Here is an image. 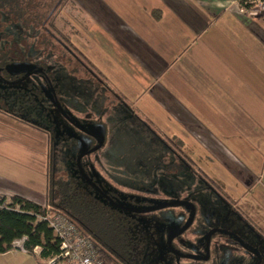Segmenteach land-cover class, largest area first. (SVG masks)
Listing matches in <instances>:
<instances>
[{
    "label": "crops",
    "instance_id": "0c3cea01",
    "mask_svg": "<svg viewBox=\"0 0 264 264\" xmlns=\"http://www.w3.org/2000/svg\"><path fill=\"white\" fill-rule=\"evenodd\" d=\"M85 1L99 9L85 7L94 23L83 39L116 65L118 74L109 77L95 68L123 98L119 104L152 133L182 143L193 168L219 193L217 183L223 185L233 211L264 237V15L242 13L240 0H132L135 6L125 11L109 0ZM78 87L91 94L87 85L72 87L77 94L82 96ZM138 94L144 109L136 108L138 98L131 102ZM197 159L206 160L208 169ZM0 162V194L46 205L35 191L21 195ZM0 264L46 263L15 249L0 255Z\"/></svg>",
    "mask_w": 264,
    "mask_h": 264
},
{
    "label": "rangeland",
    "instance_id": "374dc122",
    "mask_svg": "<svg viewBox=\"0 0 264 264\" xmlns=\"http://www.w3.org/2000/svg\"><path fill=\"white\" fill-rule=\"evenodd\" d=\"M109 1L119 11L123 9L125 11L129 7L135 6L132 0ZM56 4L57 1L55 0H44L40 1V6L37 7V13L43 19L40 22L38 20V24H36L41 36L45 34L43 25L50 18ZM90 4L85 0H67L62 9L56 10V25L89 58L94 67L105 76H108V74L116 75L118 74L116 65L104 53L96 54L84 40L85 30L94 23L93 19L87 18L90 15L86 13L85 7L99 9L96 4ZM4 18L0 14V19L4 20ZM75 31H78V36L73 34ZM82 44L85 46V50L82 49ZM56 59L57 61L55 62ZM49 65L53 69L58 83L63 87L61 88L64 92L63 97L67 99V102L70 101L69 107L71 109L77 107L79 110L75 114L80 118L82 125H85L86 118L91 115L90 118L93 117L98 120L97 122H102L107 126L106 145L86 159V171L90 174L92 180L96 181L106 192L113 190L122 195L138 197L139 201H135V203L139 207L137 210L140 211L145 207L148 210L156 208L157 204H162L163 201L170 199L186 200L185 202L196 204L199 208L200 220L198 219L190 231L178 237L175 241V245L182 252L188 254L199 253L200 251L205 252V249H199L200 244L204 247L206 246L205 239H200L199 234L205 235L209 229L221 228L241 236L246 244L258 250L262 255L263 261L261 264H264V247H256L255 245L258 239L254 233L256 226L248 223L246 219L245 221L248 224L244 223V215L238 213V211L224 210V203L230 204L228 199L223 203L221 198H216L211 192L216 196L220 195L216 193L215 189L208 187L196 172L183 173L181 171L176 173L178 167L175 162L179 158L177 157V152L173 150L178 149V144L171 139L166 141L163 137L152 133L154 132L152 126L146 123L143 124V120H139L138 117L131 113L129 106L125 105L127 108L124 109V106L119 104L121 100L117 96H120V94L104 77L101 80L102 82L96 79L89 72L88 65L82 66L78 59L65 53L60 46L51 54ZM72 71L75 73H72ZM88 80H91L92 84ZM80 85H87V89L91 94H86V90H81L79 87L78 89L82 91V96L77 94V88L74 90L72 87ZM116 87L120 88L119 84ZM0 89L6 91L9 96L15 93V90H11V87H0ZM98 91L102 93L99 96L101 98L98 97V101L95 102V96ZM143 96V94H138L135 98L130 97L131 102L138 98L139 105L136 108H145V100L139 101ZM13 104L11 98L6 101V106L12 114L0 113V159L3 161V176L13 184L18 185V187L16 186L17 188L13 185L11 186L16 188L21 195L24 194L29 198L32 192L35 191L39 200L47 205L49 193V183L47 185V182L50 178L46 155L47 138L42 131L40 135V132H37L35 128L31 130L19 118L28 119L29 114L27 111L22 110V106L14 109ZM120 108H123V110H120ZM134 110L137 111L135 108ZM101 114L108 121L102 120ZM79 129L87 132L83 128ZM68 148L65 145L61 152ZM60 155L62 158L63 154L59 153L58 157ZM197 160L202 168L208 169L209 163L206 160ZM58 162L56 179L62 177V179L69 180L71 178L70 173L66 172L65 166L62 162L60 163V160ZM169 164H171L170 167H168ZM171 171H174V173ZM209 177L218 182L212 174ZM217 184L225 193L224 186L220 183ZM204 186L209 190L205 189ZM1 192L4 191L1 190ZM13 195L10 192L7 197ZM3 196L5 195L1 193L0 197ZM185 213L184 208L181 206H170L156 212L140 214V218L146 221V224L152 220H159L161 221L160 225L165 224V226L169 225L179 228L186 215ZM245 232H248V234H245ZM198 236L199 239L197 238ZM161 240L164 241L160 245L162 246V251L165 252L164 264H204V259L180 258L172 254L170 256L166 251L168 243H166V236H162ZM226 240L234 247L214 245L212 247V260L209 264H256L258 262V259L248 253L246 246L242 248L241 241L232 235H228ZM195 248H198L199 251H195ZM143 264L148 263L145 262Z\"/></svg>",
    "mask_w": 264,
    "mask_h": 264
},
{
    "label": "trees",
    "instance_id": "16d2710c",
    "mask_svg": "<svg viewBox=\"0 0 264 264\" xmlns=\"http://www.w3.org/2000/svg\"><path fill=\"white\" fill-rule=\"evenodd\" d=\"M40 1L44 0H0V14L5 17L4 20L0 19V74L3 71L4 78L13 82V84L0 82V87H4V85L16 87L11 88L19 96L17 100L19 104L14 103V109L22 106V110H26L29 114L28 119L19 118L31 130L35 128L37 132H40V135L41 131L45 134L43 135L48 141L46 155L50 171V178L47 182V185L49 183L47 205H40L20 195L0 197V255L15 250L14 243L25 239L23 250L36 256L39 261H47L58 256L61 252V244L49 225L41 220L42 217L53 212L64 216L75 225L83 236L91 240L107 264H143L145 262L164 264L165 252L162 251L160 245L164 242L161 240L164 235L166 243L168 242L167 234L170 226L160 225L161 221L159 220H152L146 224V221L140 218V214L145 213L133 211L139 208L135 203V201H139L138 197L122 195L113 190L106 192L96 181L92 180L86 171V159L92 154L81 160V167L86 177L97 185L101 192L89 184L79 170L77 160L80 152V140H88L90 150L96 148L98 142L87 132H91L97 127H103L106 138L107 126L102 122H97L98 120L93 117L90 118L91 115H88L85 125H82L80 118L75 114L79 110L77 107L74 109L69 107L70 102H67L63 97L64 92L55 80V76L49 73V58L60 46L65 53L78 59L82 66L88 65L89 72L96 79L101 81L103 75L88 61L70 37L56 25V10L62 9L67 0H55L57 1L55 9L43 25L45 34L40 35L41 32L36 28V24L43 20L37 13ZM244 1H239L240 7L244 6ZM73 34L78 36V31ZM17 67L20 69L15 70ZM11 68L15 71L11 72ZM26 68L30 69L24 71ZM31 69L43 70L47 75V83L42 77L40 84L38 81L34 82L36 79L28 77L31 74ZM72 73L75 72L72 71ZM23 77H27L25 81L14 83ZM88 81L92 84L91 80ZM49 83L55 88L60 106L51 101L54 98L49 90ZM5 92L0 89V113L12 114L6 106ZM117 97L121 103L124 102L123 98ZM79 128H83L87 132ZM172 141L179 145L180 156L178 158L180 160L178 161L174 157L178 167L176 173L181 171L183 173L196 172L208 187L215 189L220 197L226 200L223 197L224 192L219 193L215 183L200 170H195L191 159L182 155V143L177 142L176 139ZM65 145L69 148L61 152ZM59 153L63 154L62 158L61 155L58 157ZM58 160L65 166L66 172L70 173L69 180L62 179V177L56 179ZM171 172L174 173V171ZM182 201L186 200L170 199L163 201L162 204H157V207L167 203L168 205L164 208L170 206L184 208L186 215L180 223L179 229L185 228L191 217V211L180 203ZM194 205L196 206L195 220L187 231H190L198 220L199 208L196 204ZM141 210H148V208L145 207ZM219 232L215 231V234H220ZM258 233L263 237L261 230ZM172 245L174 247L175 241ZM166 251L170 256L174 255V251L168 243ZM170 256L167 260L168 263Z\"/></svg>",
    "mask_w": 264,
    "mask_h": 264
},
{
    "label": "built area",
    "instance_id": "2783aa9c",
    "mask_svg": "<svg viewBox=\"0 0 264 264\" xmlns=\"http://www.w3.org/2000/svg\"><path fill=\"white\" fill-rule=\"evenodd\" d=\"M241 12L254 17L264 15V0H245ZM41 220L49 225L61 244L60 254L45 261L46 264H107L94 243L64 216L52 212ZM24 243L25 239L17 241L14 248L23 250Z\"/></svg>",
    "mask_w": 264,
    "mask_h": 264
},
{
    "label": "flooded vegetation",
    "instance_id": "af4514ba",
    "mask_svg": "<svg viewBox=\"0 0 264 264\" xmlns=\"http://www.w3.org/2000/svg\"><path fill=\"white\" fill-rule=\"evenodd\" d=\"M18 68V67H17ZM15 69V70H19L20 68H18V69ZM30 68H28V70H29ZM13 68H11L10 69V71L11 72H14L15 71ZM2 73H4L3 71H2ZM2 73L0 74V82L1 83H6V84H13V82H10V81H7L5 78H4V76L2 75ZM31 74H29L30 76H28V77H32V78H34V79H36L34 82H37L38 81V83L40 84V78L42 77V79H44L45 80V82L47 83V75H46V73L43 71V70H41V69H39V70H37V69H31V72H30ZM49 73H52L55 77V80L57 81V77H56V75L54 74V71H53V69L51 68V66L49 65ZM2 75V76H1ZM27 78V77H26ZM26 78H21V79H19V80H16V81H14V83H19V82H21V81H25L26 80ZM28 79H30V78H28ZM44 82V81H43ZM58 82V81H57ZM59 84V83H58ZM3 86V85H2ZM59 86H60V84H59ZM4 87H10V86H7V85H4ZM15 86H12L11 88H14ZM49 90H50V92L52 93V96H53V100H51V101H53L57 106H60L59 105V101H58V99H57V96H56V92H55V88L52 86V84L51 83H49ZM16 88V87H15ZM60 88H63V87H61L60 86ZM6 93V92H5ZM11 98V100L13 101V103H15V104H19L18 102H17V100L19 99V96L17 95V93H14L13 95H11V96H9L7 93H6V96H5V100L7 101L8 99H10ZM69 99V98H68ZM67 100V99H66ZM72 101V100H71ZM68 102H70V101H68ZM83 170V169H82ZM84 172V171H83ZM86 176V175H85ZM85 178V177H84ZM86 179V178H85ZM88 179V178H87ZM86 179V180H87ZM89 180V179H88ZM87 180V182L89 183V184H91L89 181ZM92 185V184H91ZM95 185V184H94ZM97 186V185H96ZM95 187V186H94ZM98 187V186H97ZM97 187H95L97 190H99L100 192H101V190L99 189V188H97ZM217 193V192H216ZM218 198H221L222 199V202L224 203L225 202V200L222 198V197H220V196H218ZM184 206V205H183ZM223 206H225V207H223V209L224 210H229V211H233V209H235L234 207H232V205L230 206V204H225L224 203V205ZM198 219L200 220V218H199V216H198ZM215 231H220L219 233L220 234H215ZM255 231V232H254ZM254 231H252V232H254L256 235H257V237H258V239L256 240V243H255V245H256V247H264V239H263V237L261 236V235H259V233H258V231H256V230H254ZM188 232V231H187ZM186 232V233H187ZM185 233V234H186ZM245 234H248V232H245ZM184 235V234H183ZM200 235V239H205V247L204 246H202V244H200V246H199V249H205V252H199V253H191V254H188V253H185V252H182V251H180L178 248H177V246L176 245H174V247H175V249L174 250H176V251H174L173 253H174V255L176 256V257H180V258H189V259H204V264H209V262H211V260H212V255H213V253H212V247L214 246V245H218V246H226V247H228V246H233L230 242H228L227 240H226V237L228 236V235H232L233 237H235L236 239H238L239 241H241V246H243L242 248H244V246H246L247 248H248V253L250 254V255H252V256H254L256 259H258V262L256 263V264H261L262 263V255H261V253L258 251V250H255V249H253V247H251L250 245H248V244H246L245 243V241L243 240V238L241 237V236H237L235 233H232V232H230V231H226V230H224V229H221V228H216V229H209V231L205 234V235H201V234H199ZM198 239H199V236L197 237ZM174 241H176V240H174ZM173 247V248H174ZM234 247V246H233ZM199 251L198 250V248H195V251ZM203 256H206V257H203ZM207 258H209V259H207ZM207 260V261H206Z\"/></svg>",
    "mask_w": 264,
    "mask_h": 264
},
{
    "label": "water",
    "instance_id": "95a60500",
    "mask_svg": "<svg viewBox=\"0 0 264 264\" xmlns=\"http://www.w3.org/2000/svg\"><path fill=\"white\" fill-rule=\"evenodd\" d=\"M24 71H28V68H26ZM87 133L98 142V146L96 148L90 150L89 149V141L84 140V139L80 140V150H79L80 152H79L77 164H78V167H79L81 174L86 179H87V177L85 176V174L82 170V167H81V160L84 157H87L88 155L93 154V153L97 152L98 150H100L105 145V142H106L105 131H104L103 127H97L95 129H93L91 132H87ZM91 184L93 186L97 187L93 183H91ZM180 203L182 205H184L187 210L191 211V217H190L189 223L187 224V226L185 228L179 229L175 226H170V228L168 229V234H167L168 235L167 236L168 237V245L172 250H174L173 245H172L174 240H176L178 237H180L182 234H184L188 230V228L193 224V222L195 220V216H196V206L194 204L189 203V202H185V201H182ZM167 205L168 204H163V205H160L156 208H152L150 210H145V211H143V210H141V211L140 210H133V211L139 212V213L153 212L156 210H160L161 208H164ZM130 210H132V209H130ZM174 251H176V250H174ZM207 259H209V258H207Z\"/></svg>",
    "mask_w": 264,
    "mask_h": 264
}]
</instances>
